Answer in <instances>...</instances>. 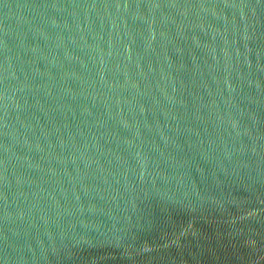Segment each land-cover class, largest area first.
Masks as SVG:
<instances>
[{
  "label": "water",
  "instance_id": "obj_1",
  "mask_svg": "<svg viewBox=\"0 0 264 264\" xmlns=\"http://www.w3.org/2000/svg\"><path fill=\"white\" fill-rule=\"evenodd\" d=\"M0 264H264V0H0Z\"/></svg>",
  "mask_w": 264,
  "mask_h": 264
}]
</instances>
